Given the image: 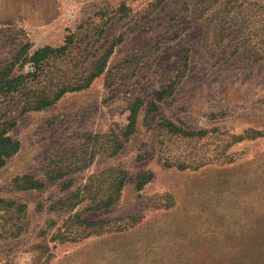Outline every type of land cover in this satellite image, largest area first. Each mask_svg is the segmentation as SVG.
<instances>
[{
  "label": "rangeland",
  "instance_id": "1",
  "mask_svg": "<svg viewBox=\"0 0 264 264\" xmlns=\"http://www.w3.org/2000/svg\"><path fill=\"white\" fill-rule=\"evenodd\" d=\"M157 1L0 0V66L22 42L61 47L75 34L71 51L50 68L52 81L71 84L121 38L89 88L3 118L15 123L9 135L21 149L0 168V264H264V0ZM122 5L129 11L115 17ZM133 59L127 80L109 79ZM175 77L174 94L157 113L141 112L118 155L99 153L41 190L17 189L24 175L46 180L64 150L87 152L85 136L124 127L137 98L154 101ZM161 119L208 134L165 136ZM201 160L210 163L175 166ZM110 169L127 174L120 201L85 212L83 187ZM150 174L138 191L137 177ZM79 192L82 199L69 201ZM75 214L105 226L73 242Z\"/></svg>",
  "mask_w": 264,
  "mask_h": 264
},
{
  "label": "trees",
  "instance_id": "2",
  "mask_svg": "<svg viewBox=\"0 0 264 264\" xmlns=\"http://www.w3.org/2000/svg\"><path fill=\"white\" fill-rule=\"evenodd\" d=\"M164 1L158 0L157 4L160 5ZM128 11L129 9L125 5H122L114 12V16L118 17L121 15L120 17H122ZM104 17L102 16V19ZM74 41L75 34L67 36L64 45L61 47L47 45L35 50H33V46L29 41L22 42L17 46V51L1 64L0 104H3V107L0 109V168L4 167L7 161L18 154L21 149V144L9 135L15 123L3 120L7 112L9 113L16 107L20 109L21 113L44 110L60 101L67 93L89 88L94 80L105 72L107 63L115 48L121 42V38L112 42L103 50L90 68L87 76L75 77L71 80V84L65 81H52L50 75L51 63L56 59L66 57L71 51ZM136 61V59L129 60L117 67L121 72L123 71L121 75L118 73L114 74L112 70L109 71V79H113L114 83L127 80L125 72L127 71V66H131ZM178 84L179 77L172 78L166 88L150 103H146L142 98H137L129 107V116L127 124L124 127L111 129L109 133L102 136H85L87 152H82L76 146L64 150L51 163V167L53 168L45 174L46 180L24 175L16 179L17 189L24 191L41 190L45 187V181L59 180L75 173L79 169L87 168L99 153L105 154L108 157L118 155L124 149L125 144L136 133L138 118L141 112L144 111L147 117L157 113L159 111V104L174 94ZM158 128L165 136L183 138L185 140H200L208 134L206 130L197 132L188 131L167 119H161ZM250 134L255 136L260 135L259 132H251ZM209 163L210 160H201L200 162L183 161L182 164L178 163L175 166L180 170H197ZM167 165L170 166V164ZM153 177L152 174L138 176L137 190L141 191L144 189L153 180ZM126 180L127 174L124 171L115 169L106 170L91 177L82 189L88 201L85 212H97L114 207L121 199ZM80 195L81 193L79 192L77 195L72 196L69 201L81 198ZM79 201L72 203L70 209H74ZM3 203L0 200V205ZM7 205L11 206L12 204L7 203ZM72 218L75 220L72 227L80 229V231L71 232L74 238L71 240L73 242L96 235L105 226L101 222L88 221L80 214H75ZM66 239L69 240L70 236L63 238V240ZM154 261L157 260L155 259Z\"/></svg>",
  "mask_w": 264,
  "mask_h": 264
}]
</instances>
